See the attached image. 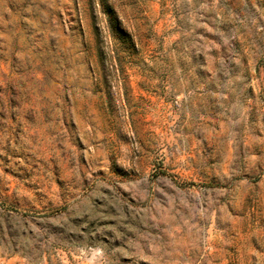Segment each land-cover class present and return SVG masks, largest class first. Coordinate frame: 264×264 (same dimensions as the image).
I'll list each match as a JSON object with an SVG mask.
<instances>
[{"label":"rangeland","instance_id":"1","mask_svg":"<svg viewBox=\"0 0 264 264\" xmlns=\"http://www.w3.org/2000/svg\"><path fill=\"white\" fill-rule=\"evenodd\" d=\"M0 264H264V0H0Z\"/></svg>","mask_w":264,"mask_h":264}]
</instances>
